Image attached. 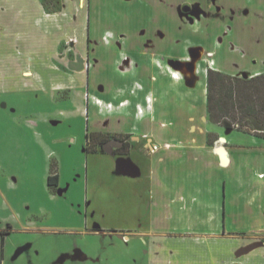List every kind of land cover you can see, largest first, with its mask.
<instances>
[{"label":"crops","instance_id":"1","mask_svg":"<svg viewBox=\"0 0 264 264\" xmlns=\"http://www.w3.org/2000/svg\"><path fill=\"white\" fill-rule=\"evenodd\" d=\"M119 1L113 23L95 26L93 34L102 19L92 23V0H60L57 10L44 0H0V93L50 87L69 90V98L71 90L85 85L87 73L55 58L64 44L68 56L75 46L85 54L90 34L100 39L111 32L105 39L114 40L126 35L123 48L116 41L109 48L118 58L131 55L139 66L113 74L115 87L104 92L111 101L90 100L88 119L95 127L85 145L91 132H104L96 121L110 120L117 134L131 137L128 154L115 156L130 159L139 172L121 173L134 179V187L114 202L119 217L131 211L128 226L100 224L95 232L143 247V264H264V137L227 130L208 112L209 69L264 72V0ZM187 7L208 17L188 24ZM148 40L152 44H145ZM111 66L105 69L110 76ZM190 71L197 77L192 83ZM127 101L130 107L123 104ZM105 103L112 105L106 109Z\"/></svg>","mask_w":264,"mask_h":264},{"label":"rangeland","instance_id":"2","mask_svg":"<svg viewBox=\"0 0 264 264\" xmlns=\"http://www.w3.org/2000/svg\"><path fill=\"white\" fill-rule=\"evenodd\" d=\"M125 2L120 0L119 4ZM117 3L118 0H92V23H96V17L102 19V24L94 25L93 34L97 25L108 28L113 23ZM44 4L54 10L61 6L60 0H44ZM88 9L86 2L87 19ZM108 35L113 37L114 33H104L100 39L90 34L85 54L73 43L75 54L68 56L64 44V51L55 55L63 64L71 62L75 70L86 69L85 82L82 77L85 85L71 90L69 98H66L69 90L62 92L50 87L0 93V253L6 249L3 264H136V259L143 264L140 257L143 247L140 246L139 252L130 240L90 230L100 224L106 229L127 227L131 211L119 217L113 210L114 202L121 194L130 196L134 187V179L122 176L117 168L121 158L112 152H88L85 145L87 132L95 127L88 119L90 100L111 101L104 92L115 87L113 74L130 73L139 66L131 55L115 56L108 45H115V41L105 39ZM105 48L110 51L103 56ZM126 57L128 61L124 60ZM257 59H253V65H258ZM193 60V63L198 62ZM111 64L116 69L110 76L111 71L105 72V69H110ZM188 66L191 71L195 67ZM191 71L188 75L192 76V83L197 77ZM236 73L252 74L249 71ZM107 74L110 79L106 83L103 80ZM200 83L203 82L199 81V87ZM203 88L205 91V83ZM107 103L106 109L112 105ZM123 104L132 105L129 101ZM94 105L92 119L97 109ZM111 110L110 113L115 112ZM96 122V128L104 132L88 135L91 151L100 150L101 140L117 134L110 120L104 118L100 124ZM110 146L114 148L113 144L107 145ZM53 160L58 163L59 188L63 193L56 198L52 197L54 192L48 186ZM87 220L90 227L86 226ZM78 249L87 258L75 257Z\"/></svg>","mask_w":264,"mask_h":264},{"label":"trees","instance_id":"3","mask_svg":"<svg viewBox=\"0 0 264 264\" xmlns=\"http://www.w3.org/2000/svg\"><path fill=\"white\" fill-rule=\"evenodd\" d=\"M208 112L211 121L227 130H246L264 137V72L244 78L209 69ZM59 180L58 163L53 160L48 185L55 187Z\"/></svg>","mask_w":264,"mask_h":264},{"label":"flooded vegetation","instance_id":"4","mask_svg":"<svg viewBox=\"0 0 264 264\" xmlns=\"http://www.w3.org/2000/svg\"><path fill=\"white\" fill-rule=\"evenodd\" d=\"M184 9L186 10L185 20L187 21L188 24H195L198 21H201V19H204V18L208 17V13L206 11L205 12H198V10L193 9L191 7H187V9L186 8H184ZM230 28H231V26H230ZM125 37H126V35H125ZM122 38L117 37L116 40H114V41L117 42L116 45H117L118 49H119V46H122V40H124ZM146 43H147V45H150V44H152V41L148 40V41H146ZM124 60L128 61V58L126 57V58H124ZM261 64L264 66V62H261ZM230 74H233V75H236V76H240V77H244V78H250V77L258 75L260 73L253 74V75H248V76H244V75H242L240 73H230ZM92 134H95V132L91 133V135ZM99 144L101 146L100 150L91 151L89 149V145L88 144H87L86 149H87V151H90V152H96V151H101L103 153L112 152L115 155H119L121 157V156H125L126 154H128V152L130 150V147H131V137L129 135H120V134L111 135L110 137H107V138H104L103 140H101L99 142ZM109 144H113L114 148L111 149V146L107 147V145H109ZM108 148L110 150H108ZM59 187H60V180H59L58 184L55 187H50L49 186V189L52 192H54V195L61 196L63 193H62V190ZM90 230L98 231L100 229H99L98 225H95V226H92L90 228Z\"/></svg>","mask_w":264,"mask_h":264},{"label":"water","instance_id":"5","mask_svg":"<svg viewBox=\"0 0 264 264\" xmlns=\"http://www.w3.org/2000/svg\"><path fill=\"white\" fill-rule=\"evenodd\" d=\"M109 150V149H108ZM117 168L121 171V173H125L128 175L135 176L138 174V168L130 159H118Z\"/></svg>","mask_w":264,"mask_h":264},{"label":"bare ground","instance_id":"6","mask_svg":"<svg viewBox=\"0 0 264 264\" xmlns=\"http://www.w3.org/2000/svg\"><path fill=\"white\" fill-rule=\"evenodd\" d=\"M204 83H200L201 86H203Z\"/></svg>","mask_w":264,"mask_h":264},{"label":"built area","instance_id":"7","mask_svg":"<svg viewBox=\"0 0 264 264\" xmlns=\"http://www.w3.org/2000/svg\"><path fill=\"white\" fill-rule=\"evenodd\" d=\"M157 146H154V148H156Z\"/></svg>","mask_w":264,"mask_h":264}]
</instances>
